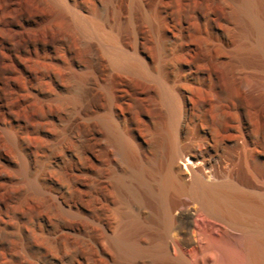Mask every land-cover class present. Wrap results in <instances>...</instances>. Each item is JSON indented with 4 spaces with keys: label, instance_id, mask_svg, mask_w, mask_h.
I'll return each instance as SVG.
<instances>
[{
    "label": "rangeland",
    "instance_id": "rangeland-1",
    "mask_svg": "<svg viewBox=\"0 0 264 264\" xmlns=\"http://www.w3.org/2000/svg\"><path fill=\"white\" fill-rule=\"evenodd\" d=\"M68 1L62 9L53 0H0V264H46L55 250L75 264H153L164 250L192 264H247L242 233L189 193L169 195L176 222L164 235L163 211L133 175L143 170L159 193L170 106L156 75L176 60L198 90L183 88L198 123L219 113L230 121L223 151L215 152L202 126L185 125L178 144L209 143L202 147L216 155L219 181L264 196V52L243 0ZM256 2L264 34V0ZM79 19L118 36V50L138 55L150 76L115 67L111 45L82 30ZM65 109L69 122H62ZM244 124L250 129L241 137ZM113 135L133 146L131 165ZM60 146L68 157L50 159ZM124 235L138 249L132 255L117 245Z\"/></svg>",
    "mask_w": 264,
    "mask_h": 264
},
{
    "label": "bare ground",
    "instance_id": "bare-ground-1",
    "mask_svg": "<svg viewBox=\"0 0 264 264\" xmlns=\"http://www.w3.org/2000/svg\"><path fill=\"white\" fill-rule=\"evenodd\" d=\"M101 1L104 7L108 6V0ZM53 2L58 3L62 9L63 7H69L68 0H53ZM257 9L258 4L256 0H243L241 9L242 14L249 17L253 27L260 34L256 49L264 52V34L258 19ZM77 24L88 34L99 35L106 41L107 45H111L110 47L113 49V51H111L112 64L115 67L123 71H131L141 76H150L146 68V63L143 62L138 55L131 56L118 50L116 46L118 44V36L105 33L101 23L96 20H87L84 22L79 19ZM170 68L171 70L167 71L165 64V67L162 66V68H160V73L156 75V78L160 82L162 96L165 102L170 106L168 133L164 138L170 147V153L166 168L161 177L159 193L156 195V193L152 191L144 179L143 170L134 169L133 175L139 181L146 195L155 198L158 207L163 211L164 235L169 233V230L176 222V218L171 214L169 195L172 193L178 196L189 193L193 197L199 199L202 207L220 222L242 233L244 238L242 251L245 255V259H247V264H264V196H257L245 192L239 183L236 184L232 182V180L219 181L220 173L214 166L216 155L211 154L209 151H205L202 147L208 146L210 143L213 145L216 153L223 151L226 146L221 135L223 129L228 127L230 121L225 115L219 113L215 120L211 121L204 117L199 124L196 117L191 115V110L186 104L187 98H190L191 95L183 91V88H188L191 92L198 91L197 88L192 84H187L188 81L184 80L179 75L183 71L176 60L173 61ZM227 68L228 73L232 74L234 72V69L230 66L227 65ZM164 74L171 75L176 80L175 84L166 81ZM235 74H237V70ZM243 83L249 89L253 87V80L249 76L243 79ZM225 99L231 106L235 103L236 97L232 89L226 91ZM76 104L75 107L77 106ZM64 113L65 115L62 118V122H69L70 114L72 115L71 110L65 109ZM79 114L80 113H78V115ZM179 117H181V121H179ZM185 125H189L195 130L202 126L206 131L204 136L209 143L206 142L202 145L191 144L186 147L178 144L177 137L182 138L185 136ZM249 129V125L244 124V126L240 128V136L244 137V132ZM259 134L264 138V125ZM113 138L114 142L120 148L124 161L126 164L131 165L130 157L134 153L133 146L122 136L113 135ZM255 149H261V146L256 144ZM185 153L192 154L191 158H185ZM57 154H60L63 158L68 157L64 148L60 146L53 149L49 158L54 159ZM181 161L185 162L181 163ZM181 165H183L184 168H182ZM205 170H207L208 176L205 175ZM207 178L211 179V182H208L206 180ZM132 194L135 197L137 195L136 192ZM52 226V232H57L59 224L53 222ZM130 226H132V224ZM124 237L125 235L116 240L118 247L123 249L127 255H132L137 252L138 249L136 250L132 245L128 244ZM54 252V256H52V259L46 264H75L69 256L59 257L60 252L56 250ZM154 258L155 259H152L153 264H192L190 259H168L166 250L161 254H154Z\"/></svg>",
    "mask_w": 264,
    "mask_h": 264
}]
</instances>
